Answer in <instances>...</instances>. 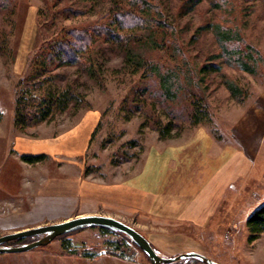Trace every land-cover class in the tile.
<instances>
[{"label": "rangeland", "instance_id": "obj_1", "mask_svg": "<svg viewBox=\"0 0 264 264\" xmlns=\"http://www.w3.org/2000/svg\"><path fill=\"white\" fill-rule=\"evenodd\" d=\"M122 13L142 22L121 28ZM72 32L84 33L88 45L79 64L45 65L54 43L72 40ZM50 86L83 94L81 102L47 122L15 127L19 93ZM203 135L241 149L243 162L201 228H160L107 196L110 184L147 177L160 170L169 147ZM262 204L264 0H0V236L104 215L133 227L163 257L193 251L220 264H264V232L249 241L246 226ZM0 264L150 262L114 233L87 228L2 254Z\"/></svg>", "mask_w": 264, "mask_h": 264}, {"label": "crops", "instance_id": "obj_2", "mask_svg": "<svg viewBox=\"0 0 264 264\" xmlns=\"http://www.w3.org/2000/svg\"><path fill=\"white\" fill-rule=\"evenodd\" d=\"M168 149L160 170H153L147 177L140 173L135 182L112 183L107 187V196L128 203L140 218L160 228H201L216 213L227 186L242 173V151L223 149L204 135L187 145Z\"/></svg>", "mask_w": 264, "mask_h": 264}, {"label": "trees", "instance_id": "obj_3", "mask_svg": "<svg viewBox=\"0 0 264 264\" xmlns=\"http://www.w3.org/2000/svg\"><path fill=\"white\" fill-rule=\"evenodd\" d=\"M119 17V14H118ZM119 27L126 28L129 26L130 21L132 24H140L142 19L135 15H131L129 13H122L120 15ZM128 25V26H127ZM104 32V31H103ZM103 32L99 31L98 35L103 34ZM219 36L223 41H230V32L228 31H217ZM73 33V32H72ZM106 37L111 39H116L111 31L104 32ZM86 36V34H85ZM72 40H62L54 43L52 49L49 53L46 54L44 58L45 65H56L57 67H68L75 64H79L82 59L81 54L86 51L88 45L84 38V33L74 32L70 37ZM247 70V67H244ZM152 70L159 74V70L156 66L152 67ZM160 76V75H159ZM161 84L165 91H168L169 88V79L161 77ZM229 89L233 92L232 87ZM77 93L71 91L68 87L58 88V87H47L38 91L37 94L21 92L15 99L14 106V125L19 129H25L31 127L35 124H39L42 122H47L51 120L56 114L64 113L69 110L71 107L78 106L77 100L82 97ZM27 162H38L41 160V157L34 159H25ZM246 226L250 233L249 241H254L259 238L260 234L264 232V204L257 207L246 219ZM105 233H114L119 236L121 240L126 241L130 244L134 245L126 236L121 233H116L109 231L107 229L100 228ZM67 236V235H64ZM124 243V242H123ZM118 249L123 248L122 243L116 245ZM137 248V247H136ZM138 249V248H137ZM76 252H70L69 254L74 255ZM82 254L85 257L92 258L95 255L91 254ZM119 258H125V255L122 253L113 254ZM195 263H200L195 259H190ZM182 262V261H181ZM172 264H180V262L172 263Z\"/></svg>", "mask_w": 264, "mask_h": 264}, {"label": "water", "instance_id": "obj_4", "mask_svg": "<svg viewBox=\"0 0 264 264\" xmlns=\"http://www.w3.org/2000/svg\"><path fill=\"white\" fill-rule=\"evenodd\" d=\"M87 228H103L126 236L148 258L150 264H172L195 259L202 264H220L198 252H185L173 257L160 256L151 243L133 227L110 216L82 215L63 222L36 226L0 236V255L23 253L45 247L56 238ZM18 242L17 244H11ZM21 242V243H20Z\"/></svg>", "mask_w": 264, "mask_h": 264}, {"label": "bare ground", "instance_id": "obj_5", "mask_svg": "<svg viewBox=\"0 0 264 264\" xmlns=\"http://www.w3.org/2000/svg\"><path fill=\"white\" fill-rule=\"evenodd\" d=\"M80 216H82V215H80Z\"/></svg>", "mask_w": 264, "mask_h": 264}]
</instances>
